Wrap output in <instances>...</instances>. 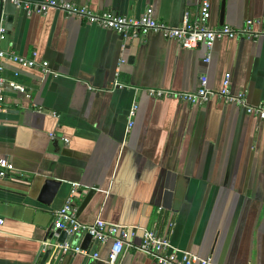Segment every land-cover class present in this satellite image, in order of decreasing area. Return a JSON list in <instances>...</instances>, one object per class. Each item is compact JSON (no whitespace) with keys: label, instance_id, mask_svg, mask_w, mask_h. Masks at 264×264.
Wrapping results in <instances>:
<instances>
[{"label":"crops","instance_id":"0c3cea01","mask_svg":"<svg viewBox=\"0 0 264 264\" xmlns=\"http://www.w3.org/2000/svg\"><path fill=\"white\" fill-rule=\"evenodd\" d=\"M63 1L133 19L152 8L158 22L178 27L185 12L199 17L203 0ZM208 1L211 28L264 20V0ZM4 5L0 48L46 62L57 77L3 61V76L29 98L7 89L0 114V159L11 165L0 178V264H40L50 250L58 256L54 214L73 185L83 225L101 219L155 230L214 264H264V121L219 100L189 105L147 94L193 93L201 76L218 91L230 74L233 94L264 105V37L217 41L205 63L202 46L184 50L154 33L125 40L55 10L27 16ZM115 81L123 87L113 89ZM47 182L59 183L48 204ZM84 239L66 243L81 247ZM111 245L91 239L83 250L102 261L67 254L60 264H107ZM119 264L155 261L129 249Z\"/></svg>","mask_w":264,"mask_h":264},{"label":"built area","instance_id":"2783aa9c","mask_svg":"<svg viewBox=\"0 0 264 264\" xmlns=\"http://www.w3.org/2000/svg\"><path fill=\"white\" fill-rule=\"evenodd\" d=\"M9 1L16 8L24 11L27 16H44L51 10L62 13L66 18H73L84 21L90 25L109 30L121 36L125 40H133L141 34L154 33L161 35L164 39L175 41L184 50H193L200 46L204 47L208 54L205 63L210 60V52L215 42L229 39H246L257 41L264 37V20H247L240 28L223 25L218 28H211L208 25L210 18L211 5L208 0H203L200 6V14L196 20H192L190 14L185 12L182 23L178 27L158 22L153 16L152 8H147L140 18L133 19L111 12H95L86 6H79L75 3L63 0H45L40 4H33L27 0H0V44L5 39L6 28L3 20V5ZM3 61L17 64L24 69L39 68L45 75L57 77L49 68L46 62L37 63L20 57L13 52L3 51L0 48V114L5 112V92L7 89L15 93H20L26 98L29 95L26 88L22 85L8 80L3 76ZM231 76L226 74L222 88L218 91L211 90L207 86L206 76L199 78V88L193 93H177L166 90L149 89L147 94L150 98L161 99L169 98L179 100L189 105H205L213 100H219L223 104L237 107L245 112L246 115L256 117L264 121V105H251L248 103L246 95L233 94L230 89ZM123 86L115 81L113 89ZM137 106L133 104L128 112V129L133 126V119L136 115ZM54 139V136H51ZM11 171V165L5 159H0V178H6ZM78 186L73 185L70 196L65 205L54 214L52 238L57 239V231L65 233L68 237L90 236L91 239L99 244L111 243L110 253L104 261L107 264H119L123 252L129 249L152 258L155 264H214L209 257H200L188 251L175 248L169 237L160 236L155 230H142L133 226H121L105 222L101 219L95 220L92 225H83L78 221L77 210L74 207V197ZM2 220L0 219V227ZM140 241L136 244L137 238ZM59 255H82L90 257L89 253L80 246H71L68 243L57 244L54 248ZM91 258L95 261H102L98 254H93Z\"/></svg>","mask_w":264,"mask_h":264},{"label":"water","instance_id":"95a60500","mask_svg":"<svg viewBox=\"0 0 264 264\" xmlns=\"http://www.w3.org/2000/svg\"><path fill=\"white\" fill-rule=\"evenodd\" d=\"M4 4H5V5H4L5 7L10 5V6H12V8L17 9L14 5L10 4L9 1H7V2L4 3ZM223 8H224V6H222V8H221V15H223ZM17 10H18V9H17ZM58 185H59V183H57V184H56V183H53V182H47V183H46L45 191H50V198H49V200L46 201L47 204L50 202V200H51L52 196L54 195L55 190H56V188H57ZM45 191H44V192H45ZM57 233L59 234V237L57 238V242H58V243L63 244V243H66V242H71L72 237H68L65 233L60 232V231H57ZM90 240H91V237H90V236H88V235L85 236V239H84V242H83L81 248L84 249L85 245H86ZM93 253H94V251H92V252L90 253V255L92 256ZM50 256H51V250L48 251V252L45 254V256L43 257V259H42V261L40 262V264H47V263H49V264H60V260H61V258H62V254H59L56 258H53V257L50 258Z\"/></svg>","mask_w":264,"mask_h":264}]
</instances>
